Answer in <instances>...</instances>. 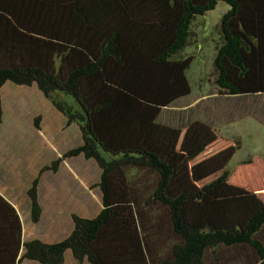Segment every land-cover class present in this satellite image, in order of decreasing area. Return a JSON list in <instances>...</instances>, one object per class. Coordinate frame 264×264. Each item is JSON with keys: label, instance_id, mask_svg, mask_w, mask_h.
I'll list each match as a JSON object with an SVG mask.
<instances>
[{"label": "trees", "instance_id": "16d2710c", "mask_svg": "<svg viewBox=\"0 0 264 264\" xmlns=\"http://www.w3.org/2000/svg\"><path fill=\"white\" fill-rule=\"evenodd\" d=\"M220 2L214 83L239 105L264 95V0H0V102L7 82L37 85L82 133L33 180L32 221L41 175L69 156L97 162L103 202L95 217L72 214L65 239L24 242L0 193V264H64L69 250L78 264H264V156L229 168L241 138L162 120L192 94L185 51Z\"/></svg>", "mask_w": 264, "mask_h": 264}, {"label": "rangeland", "instance_id": "374dc122", "mask_svg": "<svg viewBox=\"0 0 264 264\" xmlns=\"http://www.w3.org/2000/svg\"><path fill=\"white\" fill-rule=\"evenodd\" d=\"M228 7L227 3L220 2L216 9L197 19L192 43L185 51L195 58L188 72L192 94L165 108L162 120L179 125L192 116L221 125L218 128L226 137L241 138L242 148L229 163V168L234 169L250 155L264 156V124L251 115L254 110L264 112V95L246 98L247 102L236 105L235 99L218 93L214 83V58L219 43L218 25ZM30 91L32 88L8 85L5 103L0 106V191L11 200L25 194L44 165L51 166L62 154L82 144L79 126L68 125L64 115L52 104H43ZM241 108L249 111L238 114ZM33 116L40 117L39 126L35 119L32 121ZM42 175L43 201L50 206V211L56 201H60L62 208L61 214L49 213L47 209L45 221L59 219L69 231L73 225L72 213L92 218L102 210V192L98 186L101 169L94 159L69 156L56 171L47 170ZM14 202L21 212L25 209L26 206ZM47 225L39 227L37 237L45 239L49 235V230L41 232ZM65 227L55 226L50 232L61 235ZM68 259L67 264H74Z\"/></svg>", "mask_w": 264, "mask_h": 264}, {"label": "crops", "instance_id": "0c3cea01", "mask_svg": "<svg viewBox=\"0 0 264 264\" xmlns=\"http://www.w3.org/2000/svg\"><path fill=\"white\" fill-rule=\"evenodd\" d=\"M11 86V85H16V86H18V87H27V88H32V92L30 91V93H31V95H35L37 98H38V101L41 99V101H42V103H43V101H44V103L43 104H48V102L50 103V104H52V102L44 95V93L38 88V86L37 85H33V86H25V85H18V84H15V83H13V82H7L4 86H3V88H2V97H1V102H0V106L2 105L3 106V104L5 103V100H4V96H5V88L7 87V86ZM39 97H38V96ZM45 99H46V101H45ZM245 102H247V100L245 101ZM242 103H243V101H242ZM242 103H240L239 105H241ZM53 105V104H52ZM54 106V105H53ZM55 107V106H54ZM56 108V107H55ZM57 110V109H56ZM58 112H60L59 110H57ZM249 111V110H248ZM248 111H245V108H241V109H238V114H243V113H246V112H248ZM253 111V110H252ZM255 111V113H252L251 115H253V116H255L254 118L255 119H257V121L259 122V123H261V124H264V112L263 113H261V112H258V111H256V110H254ZM61 113V112H60ZM62 114V113H61ZM34 116H35V114H34ZM32 117V121H33V119H35V117ZM39 117V116H38ZM65 117V116H64ZM66 118V117H65ZM237 122H239V121H237ZM63 155V154H62ZM61 155V156H62ZM60 156V157H61ZM44 166H46V165H44ZM43 166V167H44ZM41 171V170H40ZM40 171H39V173H38V175L40 174ZM44 174V173H43ZM37 175V176H38ZM36 176V177H37ZM35 177V178H36ZM41 177L43 178V175H41ZM34 178V179H35ZM42 178H40V186H39V196H40V202H41V205H42V208H43V212H42V217H41V220H40V222H38V223H34L33 221H32V219H31V200H30V197H29V195H28V189L30 188V186H31V184H32V182H33V180L31 181V183H30V185L28 186V188H27V190H26V192H25V194L23 195H20V196H17V198H15V199H9L8 197H6L1 191H0V193L8 200V201H10L14 206H15V208L17 209V211H18V213H19V215H20V218H21V220H22V224H23V241L25 242V241H29V240H33V239H40V240H42V241H44V242H48V243H54V242H58V241H60V240H63V239H65L66 237H68L69 235H70V233L73 231V228H74V221H73V218H72V222H73V225H72V227H71V229L68 231V229L65 227V225L63 224V222L62 221H60L59 219H54V217L52 218V219H50V220H46L45 221V215H46V213H47V209H48V212L49 213H53V214H61V211H62V208H61V203H60V201H56L55 203H54V206L51 208L52 209V211H50L49 209H50V206H48L47 204H46V202L45 201H43V196L41 195V188H42ZM14 201H18V203H19V205H23V206H26L25 207V209L21 212V210H20V208L15 204L16 202H14ZM60 211V212H59ZM73 214V213H72ZM44 223H46V224H48L49 223V225H47V228H45V229H43V230H41V232H44V233H47V231L49 230V235H46V238L45 239H42V238H40V237H37L38 235H39V227L41 226V225H43ZM52 225H53V227H52ZM61 225L62 226H64L65 227V232L63 233V234H61V235H58V234H54V235H52L51 234V230H53V228L55 227V226H58V227H61ZM34 227H37V228H34ZM60 237V238H59ZM56 238H59V239H56ZM49 239H51V240H49ZM24 253V247H22V249H21V251H20V255H22ZM68 258H71V260H73V263L74 264H78V262L76 261V259L73 257V254H72V252L69 250V251H67L66 252V256H65V262H64V264H67V262L69 261V259ZM87 260H85L84 262H86ZM83 262V263H84ZM82 263V264H83ZM88 263L89 264H91L89 261H88ZM22 264H41L40 262H38V261H34V260H28V259H25L24 261H23V263Z\"/></svg>", "mask_w": 264, "mask_h": 264}]
</instances>
